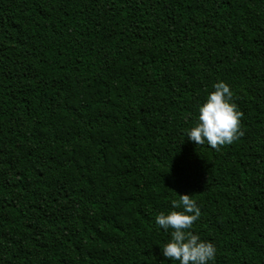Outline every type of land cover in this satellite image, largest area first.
<instances>
[{
  "label": "trees",
  "instance_id": "1",
  "mask_svg": "<svg viewBox=\"0 0 264 264\" xmlns=\"http://www.w3.org/2000/svg\"><path fill=\"white\" fill-rule=\"evenodd\" d=\"M223 81L244 135L187 133ZM264 264V0H0V264Z\"/></svg>",
  "mask_w": 264,
  "mask_h": 264
},
{
  "label": "clouds",
  "instance_id": "2",
  "mask_svg": "<svg viewBox=\"0 0 264 264\" xmlns=\"http://www.w3.org/2000/svg\"><path fill=\"white\" fill-rule=\"evenodd\" d=\"M199 108L198 121L187 133V138L198 146L207 144L219 151L221 146L230 145L240 139L243 113L232 102L230 86L223 81L217 82ZM173 209L165 214L160 212L155 223L163 229L171 228V240L162 249L164 257L179 264H209L216 258V246L204 241L191 231L199 219L201 210L190 194H183L171 201Z\"/></svg>",
  "mask_w": 264,
  "mask_h": 264
}]
</instances>
